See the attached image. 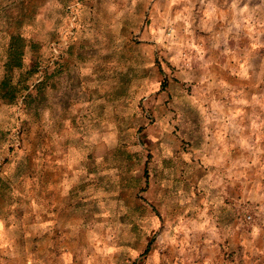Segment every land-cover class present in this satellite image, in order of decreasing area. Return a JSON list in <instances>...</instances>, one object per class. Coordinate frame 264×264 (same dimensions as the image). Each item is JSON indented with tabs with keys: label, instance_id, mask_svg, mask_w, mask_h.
<instances>
[{
	"label": "rangeland",
	"instance_id": "374dc122",
	"mask_svg": "<svg viewBox=\"0 0 264 264\" xmlns=\"http://www.w3.org/2000/svg\"><path fill=\"white\" fill-rule=\"evenodd\" d=\"M206 1L0 0V264L202 262L180 117L209 70L264 142V0Z\"/></svg>",
	"mask_w": 264,
	"mask_h": 264
},
{
	"label": "crops",
	"instance_id": "0c3cea01",
	"mask_svg": "<svg viewBox=\"0 0 264 264\" xmlns=\"http://www.w3.org/2000/svg\"><path fill=\"white\" fill-rule=\"evenodd\" d=\"M212 4L204 2L208 11ZM212 70L209 85L193 91L186 104L189 113L180 117L192 128L187 136L201 134L204 142L192 150L188 169L193 191L201 193L180 230L191 250L202 255L196 264H264V142L259 143L258 132L246 133L257 121L247 111L240 88L227 85L232 72ZM245 139L262 153L246 149ZM247 206L255 208L252 223L243 221Z\"/></svg>",
	"mask_w": 264,
	"mask_h": 264
},
{
	"label": "trees",
	"instance_id": "16d2710c",
	"mask_svg": "<svg viewBox=\"0 0 264 264\" xmlns=\"http://www.w3.org/2000/svg\"><path fill=\"white\" fill-rule=\"evenodd\" d=\"M12 60H13L12 65H14V66H20L21 65V60L19 58L16 59V56H13Z\"/></svg>",
	"mask_w": 264,
	"mask_h": 264
},
{
	"label": "built area",
	"instance_id": "2783aa9c",
	"mask_svg": "<svg viewBox=\"0 0 264 264\" xmlns=\"http://www.w3.org/2000/svg\"><path fill=\"white\" fill-rule=\"evenodd\" d=\"M246 219H247L248 221H250V220H252V216H251V215H248V216L246 217Z\"/></svg>",
	"mask_w": 264,
	"mask_h": 264
}]
</instances>
